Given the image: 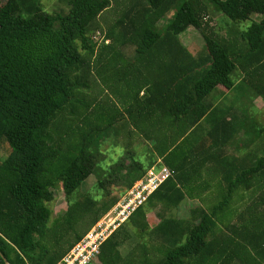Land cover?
Here are the masks:
<instances>
[{"label":"trees","instance_id":"1","mask_svg":"<svg viewBox=\"0 0 264 264\" xmlns=\"http://www.w3.org/2000/svg\"><path fill=\"white\" fill-rule=\"evenodd\" d=\"M113 7L115 20L105 25L112 44L98 53L126 49L137 55L136 63L150 65L161 55L171 62L164 69L173 70L167 82L149 84L141 103L134 102L138 91L130 93V114L156 99L164 114L175 106L180 138L211 110L217 88L234 87L236 72L254 96L264 98V0H67V12L53 14L43 12L39 0H6L0 7V264H57L118 202L111 190L125 195L152 168L172 175L102 243L99 264H264V152L256 166L251 153L236 160L222 202L196 206L186 222L166 218L188 197L176 173L193 165L175 160L177 150L182 155L177 140L155 141L154 153L163 160L146 167L136 161L131 142H120L124 158L99 168L106 156L98 143L117 125L116 117L108 119L116 102L105 92L111 90L106 75L92 70L91 37L101 29L100 16ZM212 13L233 25L249 21L252 13L262 19L243 31L229 29L223 38L204 23ZM190 27L204 40L196 56L179 42ZM165 83L166 90L155 92ZM238 124L232 118L209 132L195 148L203 163L221 152ZM93 174L95 193L81 195ZM59 187L67 209L51 221L49 204ZM238 193L243 199L235 198ZM156 208L159 224L150 235L166 248L148 254L146 214ZM125 244L130 247L122 256Z\"/></svg>","mask_w":264,"mask_h":264},{"label":"crops","instance_id":"2","mask_svg":"<svg viewBox=\"0 0 264 264\" xmlns=\"http://www.w3.org/2000/svg\"><path fill=\"white\" fill-rule=\"evenodd\" d=\"M111 9L114 10L115 7L108 9L106 12L111 11ZM102 15L98 19L99 21ZM113 20H115V18ZM100 25L101 30H96L91 37L92 42L95 43V52L92 56L91 66L92 70L105 74L106 79L109 80L111 90L110 92L105 90V92L113 94V96H109L116 102V108H113L110 115H108V119H113L114 117L117 119V125L108 128L106 133H111L112 142L114 144L118 142H131L132 148L137 150L136 155L144 154L149 157L151 156L148 163L152 162L154 164H158L163 160L158 158L154 153L153 144L155 141L177 140L176 145L179 144L178 147H181L182 155L180 154V150H177L174 154L175 160L177 163L180 162L183 164L186 162V164L193 163V165H187L186 168L176 173L177 176L179 175L181 177L182 188L187 190L188 197L178 208L167 213L166 218L183 222L189 221L191 219V209H194L196 206L209 208L211 204L216 205L218 203L220 193L228 186V183L225 181L227 173H234V168L232 167L236 160H242L245 155L248 156V151L244 154L235 151L232 147L233 152L230 153V150H221L216 156L207 158L205 163H203V157L198 156L195 152V148L201 142L208 140L207 136L209 132L214 131V128L217 127L216 125H222L224 121H229L232 118H238L239 124L246 121L248 115L237 111V108L243 104V102L231 101L228 99L234 87L230 91L217 88L210 98V104L212 105L211 110L196 126L186 131L185 135L180 138L179 133H176L174 128V124H178L180 118L175 106L170 107L168 109L169 113L164 114L161 112L162 106L159 105V100L156 99L154 103L148 102L149 104H145L143 108H139V113L134 110V113L130 114L129 112L133 104L132 99L129 98L130 93L138 91V99L134 102L141 103V100L147 96L146 93L150 87V83L154 85L156 83L160 84L162 83V78H165L166 81L164 82H167L168 77L170 80V77L173 76L172 69L170 71L164 69V65L171 64V62L164 56L156 55V64L136 63L135 59L137 55L126 49L116 53H98L102 47H108L112 44V40L108 39L105 35V26L101 23ZM96 34H99V36L97 37ZM179 42L192 56L197 55L182 43L180 36ZM145 57L147 59H153L152 56ZM167 84L168 83L159 85L155 92L166 90ZM100 87L102 90L103 86L101 85ZM249 105L258 110L254 102L251 101ZM136 121L139 126L137 129H135L136 126L134 125ZM120 125L121 129L116 132V129L118 126L120 127ZM205 150H207V148ZM210 152L214 154L212 150ZM167 155L168 153L165 154V156ZM227 156L229 158V163L224 162V158ZM252 161L253 159L250 161V165H252ZM246 162L248 164L249 161L246 160ZM226 164L229 170L226 169ZM156 209L157 212L146 214L148 231L150 232L159 224V218L157 217L159 210L158 208ZM145 242H147L145 252L148 254H154L166 248V244L157 239H155V241L146 239ZM141 243L142 242L139 244L142 245ZM132 247L133 243L130 249ZM139 252L140 254L143 252L141 247H139Z\"/></svg>","mask_w":264,"mask_h":264},{"label":"rangeland","instance_id":"3","mask_svg":"<svg viewBox=\"0 0 264 264\" xmlns=\"http://www.w3.org/2000/svg\"><path fill=\"white\" fill-rule=\"evenodd\" d=\"M66 1L67 0H39V2L42 5L43 12L47 14H53L55 13L54 11L60 9L66 10L67 9ZM5 2L6 0H0V7ZM117 9L121 10L122 8L117 7ZM65 12H67V10ZM118 14L119 12L117 13V15ZM171 15L172 14L170 13L167 16V18H169ZM114 16L116 15L113 12L109 11L105 13V15H102L99 22L103 26L108 25L115 18ZM261 19L262 16L260 14L252 13L248 19L249 21L242 24L233 25L234 23L229 21L227 18L222 17L218 13H212L209 16V18H206L204 20V23H207L209 32H212L213 34L218 35L220 37L227 38L229 29H233L236 32L243 31L246 29V27L249 25L251 21L259 22ZM165 25H166V21H161L158 23V26L161 27H164ZM231 36L234 35L231 34ZM180 39L186 47H189L191 51H193L196 54H199L203 50L204 40L202 38V35L198 30L194 28L191 27L188 28L182 35H180ZM241 79H242V75L239 72H236L232 75V80L235 82V86L233 91L229 95L228 99L231 101L235 100V101L243 102V104H241L237 108V111L247 114L248 118L244 123L241 122L240 124H238V126L235 128L234 135L231 136L226 143L222 144V151L230 150L231 153L233 152V148L235 151L244 154H246V151H248V153H251L252 157H255L254 166H256L258 158L262 157L264 152V98L254 96L252 92L249 90V88H247L243 83L240 82ZM251 101L254 102L258 110L252 107L251 105H249ZM237 120L239 119L237 118ZM101 138L103 140L98 143V147L101 150V152L105 154L106 159L102 161V163L100 164L99 166L100 169L104 168V166L106 165L107 166L110 165L112 162H118L121 158H124L125 154L127 153V150L124 148V145H122V143L118 142L114 144L112 142V135L110 132L103 134ZM134 157L136 161L140 162L142 165H144V167H146L147 166L146 164L148 163V160L150 159L151 156L149 157L144 154H138L135 155ZM228 161L229 158L227 156L226 158H224V162L229 163ZM226 169H227V164H226ZM95 182H96V178L95 175L93 174L81 186L80 194L81 195H85L87 193L94 194L95 191L93 186ZM111 191L113 196H117L119 198L118 201L122 197H124V195L119 196L117 190H111ZM54 193H55L54 200L49 204L52 210L51 221L62 216V214L67 209V204L61 188L60 187L57 188L54 191ZM224 196H226V193L221 195L217 204L222 202V200L225 198ZM235 198L243 199V194L238 193L235 195ZM234 203L235 202L230 201L231 205H233ZM210 206H213V204H211ZM156 210L157 209L150 212L153 213ZM150 233H151L150 231L146 230V233L144 234L143 238L144 239L146 238L148 240L152 239ZM129 247H130L129 244L123 245V247L120 249L122 256L127 254Z\"/></svg>","mask_w":264,"mask_h":264},{"label":"built area","instance_id":"4","mask_svg":"<svg viewBox=\"0 0 264 264\" xmlns=\"http://www.w3.org/2000/svg\"><path fill=\"white\" fill-rule=\"evenodd\" d=\"M171 175L172 172L166 168L148 170L57 264H99L102 243Z\"/></svg>","mask_w":264,"mask_h":264}]
</instances>
